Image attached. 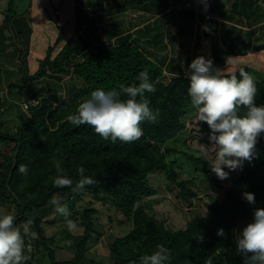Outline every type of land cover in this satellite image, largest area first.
Here are the masks:
<instances>
[{"label": "trees", "instance_id": "trees-1", "mask_svg": "<svg viewBox=\"0 0 264 264\" xmlns=\"http://www.w3.org/2000/svg\"><path fill=\"white\" fill-rule=\"evenodd\" d=\"M89 1L93 16L85 32H93L95 40L87 38L74 45L67 41L60 55L54 59L55 46L48 48L38 70L28 77L24 75L28 71L24 60L29 51V35L25 29L29 24L24 25L22 18L12 21L11 15L0 25V88L7 84L11 96H16L18 89H22L23 101L29 104L28 108L20 105L27 116L24 122L18 119L17 128L13 130L5 124L3 106L14 103L7 102L10 98L0 97V214L14 215V223L20 227L26 244H31L32 252L27 264H106L104 258L97 260L90 256L93 247L90 243L93 239L98 241L96 208L88 205L81 213L70 212L69 218L82 229L78 234L66 230L70 245H61V239L56 238L57 233L53 236L47 233V227L54 225L60 216L52 201L73 206L85 193H91L93 199L115 207L132 224L129 233L116 237L110 245L111 264H138L141 256L151 254L159 245L170 250L167 264H208L209 260L211 264H242L243 258L237 254L235 245L240 225L251 222L255 208H264V133L257 138L254 158L250 162L244 161L241 168L231 171L223 180L228 186L223 202L211 198L207 213L189 220L185 228L168 226L165 220L150 213L149 205L142 203L156 193L150 184L149 174L154 170L166 171L170 182L179 187L184 200L195 197L197 194L190 187L194 185L195 178L178 180L171 170L170 163L175 160L172 155L176 149L168 144L183 140L192 145L197 142L200 146H208V155L214 156V147L208 140L209 126L197 120L188 123L189 118L196 116L187 94L185 71L177 59L169 65L167 56L160 59L151 48L150 44L158 43L165 36L162 21L157 20L156 29L149 26L137 28L136 33L126 34L123 40L118 41L114 40L118 37L115 30L103 29L105 40L97 30L98 16L111 20L129 7L160 11L158 7L162 4V10L175 14L177 23L171 37L177 40L194 35L196 12L189 10L187 18H178L176 14L181 9L170 10L168 0H128L120 11L115 8L113 0H104L103 9L98 12L99 1ZM9 9L15 12L14 0H10ZM86 16L89 15L86 13ZM200 16L203 21L204 16ZM59 29L57 44L65 38L64 27ZM152 31L153 36L150 35ZM256 32L253 30L249 36L252 38ZM233 33L234 28L224 26L229 47H224L225 43L217 38L212 40L215 66L223 68L226 57L241 53L237 47L238 35V38H230ZM197 36L202 38L203 32L199 31ZM189 41L185 44L187 62L191 59ZM256 41V49L264 46V28ZM12 64L19 66L18 69L10 68ZM72 65L74 78L65 81L57 75ZM241 67L255 78V101L257 105H264V77L255 76L250 66ZM166 69H170L171 77L166 75ZM145 70L156 87L155 93H146L145 97L158 115L156 123L141 122L143 135L138 140L112 143L95 133L89 125L75 127L67 122V116L74 114L78 104L90 97L92 91L138 85L139 73ZM16 74L23 76L14 80ZM41 82L46 86H39ZM27 90L31 94L30 100H26ZM122 98L126 97L122 94ZM244 111L241 109V114ZM194 159L197 163L206 164L199 157ZM57 160L61 161L74 185L80 178L78 170L81 167L94 179V183L79 190L72 186L54 187ZM21 164L29 169L26 176L19 172ZM245 191L254 193L255 204L243 198ZM25 227L28 228L27 234L23 233ZM219 228L224 230L223 237L216 234Z\"/></svg>", "mask_w": 264, "mask_h": 264}, {"label": "rangeland", "instance_id": "rangeland-1", "mask_svg": "<svg viewBox=\"0 0 264 264\" xmlns=\"http://www.w3.org/2000/svg\"><path fill=\"white\" fill-rule=\"evenodd\" d=\"M66 1L68 5L72 6V8L75 7V12L77 11L80 18L79 22H76L75 19L71 20V17H68L65 25L62 24V21L57 14L59 13L58 10H60V13L62 12L63 14L66 12V7L65 9L63 8ZM98 1L100 3L98 12H101L103 9L104 0ZM126 1L128 0H113L115 8L118 11H120ZM181 1L182 0H175V3H179ZM228 1L231 0H214L212 4V13L214 14L218 13V11L220 12L224 10L228 5ZM9 2L10 0H0V25L3 24L5 18L11 15L12 21L22 18L24 19V25L26 23L29 24V26H25L26 32L29 35H27L29 40V51L25 57V60L23 59L28 66L27 73H24L26 77L32 75L38 70L41 59H44L47 55L48 48L55 46V49L52 53V58L54 59L60 55L59 53L67 41L74 45L79 44L87 38H92L95 40L93 32L88 34L85 32V29L90 26V18L93 16V13L90 11L89 0H14V10L16 13L14 11L11 12L9 9ZM50 4H58L55 12ZM78 7L81 8L80 10H82L81 16L79 13L80 10L78 11L77 9ZM158 9L160 11H156L155 9L149 11L142 7H129L127 11H122L121 13L113 16L111 20L110 18L109 20H106L98 16L97 30H99V33L104 40L106 39V34L103 33V29L111 28V30H115L118 33V37H115L114 40L118 41L121 39L123 40L127 36L126 34L136 33L137 28H145L146 26H149L152 29H156V26H158L157 20H160L165 25L164 28L161 27L165 36L163 40L161 39L158 43L150 44L151 48L153 51L159 54L160 59H164L167 56L168 60L170 61L169 65H171L173 59H177V61L180 63V68H183L186 73L190 62L198 56L197 48L200 46L201 38H196L195 41L194 33V35L192 34L187 38L172 40L171 36L177 23L175 14L168 12V10H162V4L159 5ZM189 10L190 9H187L183 6V8L178 11L179 13L177 12L176 15H178V18L180 17L184 20L190 15ZM134 12H136L137 15H135ZM86 13L89 16H86ZM16 14L17 16H15ZM263 19V15L259 16L253 23L258 24ZM200 20L202 21L201 18ZM217 21H219L218 17H216V19L213 21L210 20L201 23L206 26L209 25L210 28H213L212 25L217 23ZM13 24L15 26L14 22ZM62 25L65 26V38L57 44V38L60 33L59 28ZM234 27L231 26V28ZM261 27L264 28V24ZM235 28L236 31L232 36H230V38L237 37V35L239 37V40L237 41V47L241 50V53L239 54V61H237L238 65L250 66L254 70L253 73L255 76L264 77V74L259 75L261 72H264V46L256 49L254 44L258 41L252 39L249 36V31L240 29L238 27ZM202 30L203 29H201V32ZM215 32L217 37H215L214 33L211 32L214 38H217V40L219 39L220 42L226 43L224 44L225 47H229L230 43H227L230 41H226L224 33L219 34L217 30H215ZM151 33L152 34L150 35L153 36L154 32L152 31ZM204 36L207 37L206 35ZM188 40H190L189 53L191 56L189 62H187L186 58L188 51L185 49V44L188 42ZM247 59L248 62H246ZM16 63L19 65L18 62ZM13 64L10 65V68L17 70L19 66ZM9 73L10 72L8 71V74ZM21 75L22 74H16L13 79L15 80L16 78H20ZM57 75L63 77L65 81L71 80L74 78L72 77L73 65L72 67L67 68L65 71L63 70L58 72ZM166 75L171 77L170 69H166ZM38 84L39 86H46V83L41 82ZM22 85L25 87V84ZM7 86L8 85L6 84L0 88V97L2 99L10 98V100L7 102L14 104L6 103L3 106V114L6 115L5 124L9 125L11 129L15 130L17 128L18 119H20L21 122H24L27 112H25L21 107L22 104H24L22 89H18L16 96H11L12 92L8 91ZM16 114L18 115L16 116ZM192 120L194 121L196 118H189L188 123L191 124ZM190 143L183 140L181 142L168 144L176 149L172 155L175 160L174 162L170 163V168L177 175L178 180L195 178L194 185H190V187L196 192L197 195L193 198L184 200V198L181 197L179 187L176 184H172L170 182L166 171L154 170L149 174V181L150 184L155 188L156 193L145 198L142 202L143 204L149 205L148 210L150 213L156 215L161 220H165L167 225L173 229L185 228L187 222L192 218H196L199 215H205L207 213L209 204L211 203V198L223 202L228 190L226 182L218 179L217 176L211 172L205 157L199 154L200 144L194 142L192 145ZM192 157H199L205 160L206 164L203 165L197 163V161H195V159ZM212 157L213 156H209L207 153L208 159H211ZM88 205L97 209L98 212L95 215V220L97 224H99L97 228L98 241L93 239L90 243L93 245L90 256H94L97 260L104 258L106 264H111L109 260L110 245L114 242L116 237L124 236L129 233L132 228V224L121 213H119L115 207L111 205H105L101 201L93 199L91 193H85L82 199H77L75 204L73 206H68V208L70 212L78 211L81 213ZM247 223L249 222L242 223L240 225V230ZM66 230L68 231L65 219L61 216H58L54 225L47 227L48 235L53 236L57 233L56 238L61 239V245H66L65 241H69ZM81 231L82 229L76 227L70 233L78 234L81 233Z\"/></svg>", "mask_w": 264, "mask_h": 264}, {"label": "clouds", "instance_id": "clouds-1", "mask_svg": "<svg viewBox=\"0 0 264 264\" xmlns=\"http://www.w3.org/2000/svg\"><path fill=\"white\" fill-rule=\"evenodd\" d=\"M185 76L196 120L207 123L210 129L208 140L214 147L211 159L207 158L208 146L204 144H201L199 154L205 157L211 172L218 179L225 180L231 171L241 168L244 161L250 162L254 158L257 138L264 133V105H257L255 101L256 80L243 67L235 66L234 57H226L225 67L220 68L211 58L197 56L188 65ZM139 81L138 85H121L119 90L98 88L92 91L90 97L78 104L76 112L67 116V122L75 127L89 125L95 133L112 143L138 140L143 135L141 122L156 123L158 115L145 97L146 93L156 92L146 70L139 73ZM122 94L126 98H122ZM241 109H245L242 114ZM55 169L54 187L72 186L79 190L94 183L83 167L78 170L80 178L75 185L66 175L61 161L55 162ZM28 171L26 165L19 166L21 174L26 176ZM242 195L248 203L255 204L254 193L245 191ZM52 203L65 219L68 231L72 232L77 223L69 218L68 206L61 205L58 200ZM15 219L12 214H0V264H27L30 259L32 246L26 244ZM23 233H28L27 227ZM216 234L223 237V228H219ZM65 243L70 245L71 241ZM235 245L237 254L243 258L242 264H264V208L254 209L251 222L239 231ZM169 258L170 250L159 245L151 254L141 256L138 264H167ZM208 264H211L210 260Z\"/></svg>", "mask_w": 264, "mask_h": 264}, {"label": "crops", "instance_id": "crops-1", "mask_svg": "<svg viewBox=\"0 0 264 264\" xmlns=\"http://www.w3.org/2000/svg\"><path fill=\"white\" fill-rule=\"evenodd\" d=\"M73 3V2H72ZM53 10L55 12L56 8L58 7L57 5H52ZM67 1L65 3V6L63 7L65 9L66 7V12H64V14L61 12L60 10L59 13L57 14L60 18V20L62 21V24L65 25V22H67L68 17H71V20L75 19L76 22H79V16L77 11L75 12V7L72 8V6L68 5L67 7ZM74 6V5H73ZM170 9V7H169ZM173 9V8H171ZM170 9V10H171ZM213 14V13H212ZM196 15V20H195V29H194V33H195V41L196 38H198L197 33L200 31L201 29L203 32V37L200 40V46L197 48L198 50V56H204L206 58H212V40L214 39V36L212 35V33H214L215 37H216V32L215 30H217V32H219V34L224 33V26H235L238 27L240 29H244L250 32H252L253 30H257V32L255 33V35L252 37V39L256 40V37L260 35L261 31L263 30V27H261L264 24V19L262 21H260V23L255 24L253 22H255L256 18H258L259 16H264V0H231L228 1V5L225 7L224 10L222 11H218V13H214V19H216V17H218L217 23L213 24V28H210L209 25H203L201 22H205V19H203V21L200 20L201 16L200 14H195ZM58 19V18H57ZM62 25L65 29V26ZM202 26V27H201ZM234 27V33H235V28ZM175 29V28H174ZM207 31V32H206ZM212 32V33H211ZM248 33V32H247ZM204 35H206L207 37H205ZM233 35V34H232ZM199 39V38H198ZM258 42H256L255 44H257ZM226 44V43H225ZM234 57V62H235V66L241 67V65L239 66L237 61H239L238 58L239 55L237 56H233ZM248 57V56H247ZM246 58V56H245ZM255 58V57H254ZM246 62H248V59L246 60ZM225 66H223L224 68Z\"/></svg>", "mask_w": 264, "mask_h": 264}, {"label": "built area", "instance_id": "built-area-1", "mask_svg": "<svg viewBox=\"0 0 264 264\" xmlns=\"http://www.w3.org/2000/svg\"><path fill=\"white\" fill-rule=\"evenodd\" d=\"M170 8L182 9L183 6L187 9L194 10L197 14H202L205 20H209L213 17L211 14V8L214 0H182L179 3H175V0H168ZM28 102L24 103V108H28Z\"/></svg>", "mask_w": 264, "mask_h": 264}, {"label": "water", "instance_id": "water-1", "mask_svg": "<svg viewBox=\"0 0 264 264\" xmlns=\"http://www.w3.org/2000/svg\"><path fill=\"white\" fill-rule=\"evenodd\" d=\"M30 95H31L30 92L27 90L26 91V100H30Z\"/></svg>", "mask_w": 264, "mask_h": 264}]
</instances>
